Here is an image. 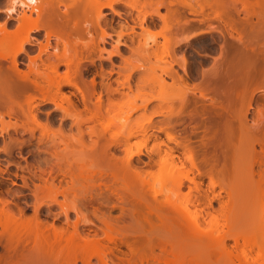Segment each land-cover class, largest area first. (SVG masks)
I'll return each instance as SVG.
<instances>
[{"label": "bare ground", "instance_id": "bare-ground-1", "mask_svg": "<svg viewBox=\"0 0 264 264\" xmlns=\"http://www.w3.org/2000/svg\"><path fill=\"white\" fill-rule=\"evenodd\" d=\"M119 1L108 0L101 8L112 9L113 3ZM144 1L148 7L146 15L153 23L160 25L163 45L169 44L172 47L166 48L170 63L161 70L162 73L173 83L183 86L192 80L186 57L177 58L173 48L182 46L193 47L203 60L210 61V68L201 73L202 79L196 86L178 98L176 107H171L167 99L163 100L164 106L152 108L148 101H144L133 107L132 111L140 110L143 115L148 112L145 122L140 121V118L132 121L130 116L122 119L124 136L111 140L101 149V155L114 161L113 166L117 171H112L106 176L108 185L100 183L97 188L91 186L79 197L82 201H79L81 207L85 210L90 208L94 220H88L80 208L66 206L57 200L58 195L65 197L72 189L75 179L72 172H62V177L58 180L59 173L50 167L39 170V174L34 171L32 177L38 180L39 184L33 183L31 195L35 201L32 209L29 208L31 204L25 203L21 206L17 202L0 197V264H70L71 261V264H76V261L91 264L93 257L98 260V264H115L107 256L113 254V248L105 247L104 241L109 240L112 243L114 238L126 247H131L125 238H116L117 235L121 236L117 224L128 215L125 205L128 204L135 210H139L142 205L124 199L123 192L116 188L118 181L124 184L125 191H128L131 185L129 179L135 172L132 171L133 160L141 153L140 148L132 150L129 146L128 142L132 138L140 137L146 143L153 139L152 154L156 157L155 164H160L161 168L167 171H178L173 182L177 190L184 187L187 189L190 203L195 201L210 207L215 197H209L206 190H203V194L198 191L202 190L203 178L207 179L208 187H213L214 178L222 170V147L229 126L234 121L231 117V101L234 104L237 101L235 96L232 97L227 92L228 80L236 88L237 98L244 103V112L240 117L247 119L249 110L254 109L252 127L260 155L262 154V159L257 162L262 167L260 177L264 178V0ZM0 12L4 13L8 20H16L20 26H28L19 33L20 43L17 44L13 42L17 31L6 32L7 21L2 25L5 31V47L0 49V110L4 112H0V133H8L10 130L18 132L20 129L28 138L24 141L10 138V142L1 151L9 155L13 143L31 145L35 140V149L39 150L45 146V126L38 123L40 106L45 104H51L53 111L62 114L61 121L67 119L68 110L74 111L77 116L87 114L85 125L89 129L87 135L91 138L94 132L90 124L102 116V98L101 92L96 88L95 76L88 81L83 78L85 67L82 69V62L94 51L95 46L104 41L106 22L102 16L96 19L100 36L95 40L90 37L92 33L89 26H79L84 7L78 4L59 14L49 0H15V3L10 0L8 7ZM32 14L35 17H32ZM41 31L44 32V44L31 35ZM75 33H85L89 39L79 48L75 45L69 49L68 38ZM51 37L57 40L56 47L50 56L42 60L41 54L47 52ZM58 42L63 45L61 52L57 51ZM35 43L38 45V52L30 56L26 46ZM22 53L28 56L26 71L18 66L17 56ZM117 54L119 49L116 46L107 60ZM174 64L180 67L182 75L173 69ZM62 67L64 70L61 71ZM112 71L113 68L110 69L109 75ZM100 76H103L102 72ZM124 85L125 83H121L119 86ZM65 88L73 91L64 92ZM248 88L251 89L246 94ZM76 93L79 95L78 102L73 99ZM110 93H117V90L109 88L108 94ZM256 93L261 94L257 100L254 99ZM22 101L26 103L27 112H24L20 105ZM20 113L24 115V121L27 119L26 121L33 122L34 126H26V121L22 125L9 121L4 123V116L18 119ZM46 115L51 117L54 114L46 112ZM158 117L160 119L155 120ZM185 120L192 121L193 124L189 122V125H186L188 131H184L185 128L183 132H178V127L184 126ZM76 125L79 129L80 123L77 122ZM158 134H163L165 140H160ZM196 134H199L198 144L193 145L191 136L198 137ZM89 150L92 151V148ZM118 151L124 153L123 158L115 159L114 155ZM2 173L0 168V175ZM65 178L70 179L67 187L62 186ZM99 178L103 179V174H100ZM55 180H58L57 185L54 184ZM22 181L23 186H27L25 177H22ZM184 182L189 185L185 186ZM11 184L15 185V182L11 181ZM101 186H104L105 190ZM139 187H142L140 181ZM193 190L198 192L197 196L191 195ZM42 196L50 201L45 205V209L38 203L39 197ZM113 200L115 202L108 211L118 208L120 216L114 219L98 216L99 206ZM27 211L30 214L26 215ZM71 213L75 214L74 218ZM174 219L186 224L188 228L193 226V222L177 210L174 211ZM83 227L95 229L85 232ZM99 232L104 236L102 241L101 237L98 238ZM114 234L116 236H113ZM105 250H108L107 254ZM159 259L160 256L157 260ZM125 263L132 264L130 259H126Z\"/></svg>", "mask_w": 264, "mask_h": 264}, {"label": "rangeland", "instance_id": "rangeland-1", "mask_svg": "<svg viewBox=\"0 0 264 264\" xmlns=\"http://www.w3.org/2000/svg\"><path fill=\"white\" fill-rule=\"evenodd\" d=\"M9 1L0 0V10L8 7ZM107 1L49 0L59 14L76 4L84 7L79 26H89L92 33L90 37L95 40H98L100 36L96 19L101 15L106 22L104 41L95 46L94 51L87 56L88 62L86 60L82 62V69L85 67L83 78L88 81L93 75L95 76L96 88L101 92L102 98V116L90 124L93 127V136L89 138L87 135L89 131L85 125L87 114L77 116L74 111L68 110L67 119L61 121L62 114L53 111L51 104L40 106L38 123L45 126L43 132L45 146L42 149H35L36 140L31 145L11 143L10 154L6 155L1 149L10 142V138L24 141L28 135L22 133L20 129L18 132L10 130L8 133H0V168L3 170L0 175V191L4 189V192L0 193L1 198L17 202L21 206L25 203L31 204L29 208L32 209L35 201L31 195L33 183L39 184V181L32 177L34 171L39 174V170L50 167L54 169V172L59 173L58 180L61 179L62 172H72L75 177L72 189L65 197L58 195L57 200L66 206L80 208L81 213L88 220H94L90 208L85 210L81 207L82 201L79 197L91 186L97 188L100 183L108 185L106 176L112 171H117L113 166L114 161L107 160L101 155V149L111 140L121 139L124 136L125 132L121 127L122 119L130 116L132 121L140 118V121L145 122L148 112L143 115L140 110L132 111L133 107L139 106L144 101H148L152 108L158 105L164 106L163 100L167 99L171 107H176L178 98L196 86L202 79L201 73L210 68V61L203 60L204 58L199 56L200 54L193 47H173L177 58L186 57L192 75V80L188 81L187 87L173 83L161 71L170 63V58L166 55V48L170 46L163 45L160 25L153 23L152 19L146 15L148 7L145 1L120 0L113 3L112 9L101 8V5ZM32 17L35 15L32 14ZM6 21V32L17 31L16 38L13 40L17 44L20 43L19 33L28 28L27 25L20 26L14 19L8 20L6 15L0 12V49L5 47L3 40L5 31L2 25ZM31 35L42 44L45 43L43 31ZM69 38V49H71L75 45L79 48L86 43L89 36L85 33H75ZM56 43L57 40L54 37L49 39V48L46 53L41 54L42 60L54 52ZM116 46L119 54L112 55L111 60H107ZM26 49L28 55L34 56L38 52V45L37 43L27 45ZM62 50L63 45L58 42L57 51ZM17 61L19 68L26 71L28 56L19 54ZM36 61L39 63L38 59ZM111 68L113 71L109 75ZM173 69L182 75L178 65L174 64ZM62 70L64 67L61 68ZM101 72L103 76H100ZM121 83L125 85L119 86ZM227 83V92L232 97L235 96L237 101L235 104L231 101V117L234 121L229 126L222 147L224 152L222 170L214 178L213 187H208L207 179L203 178L202 190L198 191L203 194V190H206L209 197H215L211 206L195 201L190 203L187 189L184 187L177 190L173 179L178 171H167L161 168L160 164H155L156 157L152 154L153 139L147 143L140 137L130 139L128 144L131 149L140 148L141 153L138 157H134L132 171L135 172L129 179L131 185L128 191H125L124 184L120 181L116 183V188L123 192L124 199L127 198L128 201L139 202L142 205L139 210L133 209L128 204L125 205L128 215H125L117 224L121 236L113 235L116 238H125L131 247H126L120 240L117 241L118 239L114 240V238L112 243L109 240L104 241L105 247L113 248V254L107 255L113 263L126 264V259H130L132 264H264V178L260 177L262 167L257 162L262 159V154L260 155L261 151L252 127L254 109L249 110L247 119H242L240 116L244 112V103L237 98L233 83L230 80ZM109 88L116 89L117 93L108 94ZM250 89L248 88L245 93L247 94ZM68 91L73 90L64 89V92L68 93ZM259 94H255V100L260 97ZM73 99L78 102L79 95L76 93ZM255 104L256 101L253 103L254 107ZM20 105L23 111L27 112L26 103L22 101ZM46 112L54 115L49 117ZM21 113L18 119L4 116V123L9 121L22 125L27 119L24 121V115ZM159 119L160 117L155 120ZM77 122L80 123L79 129ZM189 122L191 124L192 121L185 120L184 126L178 127V132L180 130L183 132ZM24 124L34 126L33 122L26 121ZM199 134H196L198 137L191 136L193 145L198 144ZM36 135H39L38 129ZM158 136L160 140H165L163 134ZM169 145L172 146V144ZM90 148L92 151L89 150ZM114 156L115 159H120L124 157V153L118 151ZM100 174H103V179L99 178ZM22 177H25L27 186H23ZM58 180H55L54 184L57 185ZM11 181L15 182V185H12ZM139 181L142 187H139ZM69 182L70 179L65 178L62 186L67 187ZM184 185L189 184L184 182ZM101 188L105 190L104 186ZM198 192L193 190L191 195L197 196ZM114 202L113 200L99 206L97 215L104 216L106 219L119 217L118 208L108 211ZM38 203H41L42 209H45V205L50 201L42 196L39 197ZM54 207L56 209V205ZM175 210L192 221L193 226L188 228L186 224L175 220ZM28 214H30L29 211L26 212V215ZM74 215L71 213V217L74 218ZM83 228L85 232L88 229L90 231L95 229L94 227ZM102 237H104L103 234L99 232L98 238L101 240ZM106 252L108 250H105ZM158 256H160L159 260H157ZM90 261L91 264H98L95 257ZM76 264L81 262L76 261Z\"/></svg>", "mask_w": 264, "mask_h": 264}, {"label": "flooded vegetation", "instance_id": "flooded-vegetation-1", "mask_svg": "<svg viewBox=\"0 0 264 264\" xmlns=\"http://www.w3.org/2000/svg\"><path fill=\"white\" fill-rule=\"evenodd\" d=\"M4 192V189H3V191H0V193H3Z\"/></svg>", "mask_w": 264, "mask_h": 264}, {"label": "clouds", "instance_id": "clouds-1", "mask_svg": "<svg viewBox=\"0 0 264 264\" xmlns=\"http://www.w3.org/2000/svg\"><path fill=\"white\" fill-rule=\"evenodd\" d=\"M13 2L15 3V0H13Z\"/></svg>", "mask_w": 264, "mask_h": 264}]
</instances>
